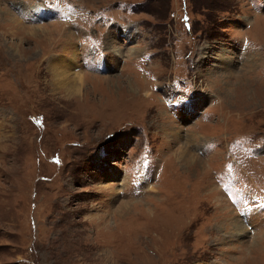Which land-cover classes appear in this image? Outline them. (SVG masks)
<instances>
[{
  "label": "rangeland",
  "instance_id": "rangeland-1",
  "mask_svg": "<svg viewBox=\"0 0 264 264\" xmlns=\"http://www.w3.org/2000/svg\"><path fill=\"white\" fill-rule=\"evenodd\" d=\"M234 177L264 195V0H0V264H264Z\"/></svg>",
  "mask_w": 264,
  "mask_h": 264
},
{
  "label": "bare ground",
  "instance_id": "bare-ground-1",
  "mask_svg": "<svg viewBox=\"0 0 264 264\" xmlns=\"http://www.w3.org/2000/svg\"><path fill=\"white\" fill-rule=\"evenodd\" d=\"M76 51V50H75ZM132 52V51H131ZM77 64V63H76ZM68 68H70V65H63V66H59L55 72H61L62 73V78L63 79H67V78H70L68 79L71 83H74V82H77L80 78L79 76V72L78 71H70L68 70ZM55 70V69H54ZM71 73V74H70ZM75 75V76H74ZM73 76V77H72ZM69 81H67L68 83H70ZM55 85V84H54ZM184 157L186 156H191L190 154L188 153H185L183 154ZM182 156V157H183ZM185 162H187V158L184 159Z\"/></svg>",
  "mask_w": 264,
  "mask_h": 264
}]
</instances>
